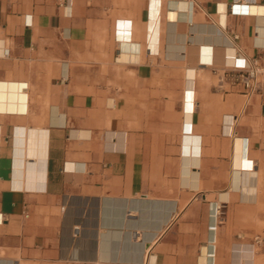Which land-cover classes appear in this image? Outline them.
I'll return each instance as SVG.
<instances>
[{
	"label": "crops",
	"instance_id": "obj_1",
	"mask_svg": "<svg viewBox=\"0 0 264 264\" xmlns=\"http://www.w3.org/2000/svg\"><path fill=\"white\" fill-rule=\"evenodd\" d=\"M256 236L264 0H0V264H264Z\"/></svg>",
	"mask_w": 264,
	"mask_h": 264
},
{
	"label": "built area",
	"instance_id": "obj_2",
	"mask_svg": "<svg viewBox=\"0 0 264 264\" xmlns=\"http://www.w3.org/2000/svg\"><path fill=\"white\" fill-rule=\"evenodd\" d=\"M4 55L9 56V49L5 50ZM234 68L237 70L235 78L242 84L246 93L250 94L256 92L259 87V77L262 71L258 62L256 60H245L242 66L235 64ZM222 209V205L217 206V211H219L220 214H222ZM254 241L256 244L260 245L264 240L261 236H256Z\"/></svg>",
	"mask_w": 264,
	"mask_h": 264
},
{
	"label": "bare ground",
	"instance_id": "obj_3",
	"mask_svg": "<svg viewBox=\"0 0 264 264\" xmlns=\"http://www.w3.org/2000/svg\"><path fill=\"white\" fill-rule=\"evenodd\" d=\"M213 53V52H212ZM208 61V60H207ZM234 63H236V60L235 61H233ZM226 63V62H225ZM231 63V62H230ZM240 64H243V63H240ZM218 66V65H217ZM226 67V66H225ZM219 202V201H218Z\"/></svg>",
	"mask_w": 264,
	"mask_h": 264
}]
</instances>
